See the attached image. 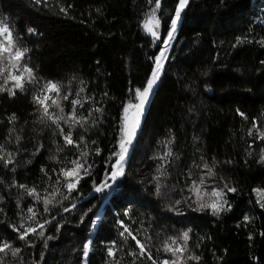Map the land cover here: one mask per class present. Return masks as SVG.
<instances>
[{
    "label": "trees",
    "instance_id": "trees-1",
    "mask_svg": "<svg viewBox=\"0 0 264 264\" xmlns=\"http://www.w3.org/2000/svg\"><path fill=\"white\" fill-rule=\"evenodd\" d=\"M47 3L0 0V17L8 18L22 46L30 49L25 59L41 82H60L62 94L71 89L70 99L86 86L83 95L94 98L77 110L89 122L72 129L75 141L84 138L93 168L69 200L45 213L43 204L19 185L36 187L44 195L63 166L58 161L74 159L79 152L64 144L54 125L39 121L33 103L37 85L26 84V90H17L14 96L0 92V145L14 157L7 167L0 162V242L21 249L15 257L10 252L0 254L4 264H110L107 248L112 241L119 249L120 264H133L127 253L138 249L131 237L126 243L121 238L119 220L147 244L158 262L170 258L162 250L164 241L187 231L188 248L200 257L188 264H264V207L257 203L254 191L264 190L260 159L264 140L257 139L255 130L248 135L253 118L264 131V0H190L130 149L125 175L104 193L93 190V180L106 179V170L115 160L109 158L118 150L123 106L136 88L145 86L177 0H161L158 43L142 31V21L153 7L148 0ZM28 28L34 33L29 34ZM62 105L65 113L71 110L68 101ZM95 107L103 112L89 116ZM237 109L248 119L239 116ZM13 114L16 120L10 123ZM62 127L67 133L68 126ZM169 139L174 156L166 166L167 175L160 176L157 194L158 157ZM204 163L215 172L206 180L209 191L225 183L236 188L226 192L227 210L218 216L196 210L189 199L193 180L204 175ZM72 203L76 207L64 212ZM29 207L37 211L39 222L51 223L44 238L29 235L23 241L12 226L25 223ZM93 220H97L94 228ZM47 236L52 239L45 246ZM89 239L85 258L83 244ZM135 264L152 262L142 258Z\"/></svg>",
    "mask_w": 264,
    "mask_h": 264
},
{
    "label": "snow or ice",
    "instance_id": "snow-or-ice-1",
    "mask_svg": "<svg viewBox=\"0 0 264 264\" xmlns=\"http://www.w3.org/2000/svg\"><path fill=\"white\" fill-rule=\"evenodd\" d=\"M36 4H40L41 0H35ZM148 3L153 5L148 13L145 15V19L142 21V28L145 33L150 34L153 38V42L161 40L160 36V19L157 16V12L161 8V0H148ZM190 0H177V5L174 10V15L170 18V26L167 31V35L162 40V49L154 58V66L152 68L149 78L146 80L145 86L143 88L130 89L133 92L132 98L129 99L122 109L121 117V127H120V137L118 140V150L114 151L109 158L115 157L114 162L111 163L110 169L106 170V179L97 182L93 180L94 191L96 193H104L106 190L111 191L113 187L117 184L120 178L125 175V164L127 162L128 153L131 145L137 135L139 130L143 113L145 111L146 104L149 101L150 95L154 90V86L157 84L164 68V63L167 59V51L171 46V42L175 39V33L178 29V25L182 19V13L185 12L186 8L189 6ZM45 6H48L47 0H44ZM69 7H71L69 5ZM61 11L66 12L64 7L60 8ZM7 17H0V92H7L10 96H14L18 91L24 92L27 85H37V88L33 94V103L36 107V111L39 114L38 118L42 124L54 125L59 131V135L63 138L64 144L66 146H73L79 152L76 158L71 159L66 162H60L63 166L60 167L56 175V180L54 183L49 185V188L44 189V195H41L37 191L36 187L29 188L26 185H19L20 188L24 189L28 196L33 197L37 203L43 204V210L45 213H49L52 207L57 205H62L65 200H69L72 197V193L78 191L80 181L87 176L91 175V170L93 164L89 163L88 157L90 152L87 149V144L84 143V138L80 137L79 142L73 139V132L76 126L84 127L89 121L88 117L77 115L78 108H83L84 103L91 102L94 98L91 96L83 95L86 92V86L79 87L75 92V98L70 99L72 96L71 89L62 94V89L64 86L60 82L56 81H43L36 75L33 67H30L27 60L25 59L27 54L30 52L28 47L22 46L21 37L15 34L13 27L7 22ZM264 23V21H262ZM34 29L28 28L27 32L29 34L34 33ZM239 42V41H238ZM83 85V81H81ZM107 95V93H105ZM63 101H68L71 104V110L65 113V109L62 105ZM103 108L95 107L89 112V116L93 113H102ZM237 113L243 119L247 120L248 117L245 113L240 112L237 109ZM16 120L15 114H13L9 122L13 123ZM95 121H93L94 123ZM63 125L68 126V132L65 133ZM255 130L257 139L264 140V131L258 126L256 118L252 120V126L248 129V135L252 136ZM10 131H14L10 130ZM16 141L19 142L20 137L17 136ZM173 140L169 139L164 142L166 151L158 157L161 164L157 167V172L159 175L155 177L157 180V194L160 192L159 179L160 176L167 175L166 166L171 162V158L174 153L170 147ZM95 143V141H92ZM83 144V149L81 145ZM42 147V145L40 146ZM252 145H249L251 148ZM40 148H37V152ZM58 151H63V149H58ZM262 154L260 159L264 161V149L261 150ZM95 154H100V149H95ZM56 160L55 156L51 157ZM0 162H3L4 166L14 163L13 153L7 151L4 145H0ZM204 175H202L198 181L193 180L189 192L191 196V202L196 205V210L199 211H210L212 215L218 216L221 212L226 211L227 201L225 200L226 192H235V187H229L227 183L223 187L212 188L210 191L206 184L208 178L215 176L213 167L209 164H203ZM48 176L45 169H41ZM56 172V169H53ZM51 180L52 177L48 176ZM51 189V190H49ZM258 195L257 203H260L261 207H264V190L254 189ZM179 203V201H177ZM76 204L72 203L71 208L64 207V212L71 211L75 208ZM92 210L89 209V212ZM27 217L25 223H21L19 226H12L13 231L18 234V239L27 241L29 235H38L41 238L45 237L46 225L51 223L50 220H44L43 223L37 220L38 213L33 207L27 209ZM84 213L83 216H86ZM125 216L129 213L126 211ZM83 216L81 217V222H83ZM54 220L55 217H52ZM99 218H97L98 220ZM97 220L92 221L93 228L97 224ZM28 222H32L31 224ZM121 226L123 231L120 232L121 238L127 242L128 237H131L135 241L138 251L132 250L127 254L132 256L133 264H135L136 259L146 258L150 260L152 264H188V261L200 260V257L193 254L188 248V241L190 239L189 233L186 231L182 233L179 238L169 237L165 240L162 245V250L165 253L170 254L169 259H164L162 261H157L153 259L150 249L147 248L146 243H142L141 240L137 239L136 235H133L129 227L124 223L123 220L117 221ZM35 224V226H32ZM62 227L57 226V231ZM127 233V236L125 235ZM264 235V233H262ZM251 238V237H249ZM52 239L51 236L45 238V246H47V240ZM150 239V238H149ZM91 239L87 240L83 244V256L88 257ZM111 246L107 248V255L110 258V264H120V261L116 258L119 249L116 247V242H110ZM21 249L13 248L9 242H0V254L7 256L9 252L13 257L20 253ZM0 264H4V259L0 256Z\"/></svg>",
    "mask_w": 264,
    "mask_h": 264
},
{
    "label": "rangeland",
    "instance_id": "rangeland-1",
    "mask_svg": "<svg viewBox=\"0 0 264 264\" xmlns=\"http://www.w3.org/2000/svg\"><path fill=\"white\" fill-rule=\"evenodd\" d=\"M144 19H145V18H144ZM179 24H180V23H179ZM178 26H179V25H178ZM142 31L145 33V31L143 30V28H142ZM159 32H160V34H161L160 29H159ZM176 32H177V31H176ZM145 34L148 35V36H150V37L152 38V36H151L150 34H147V33H145ZM160 36H161V35H160ZM175 36H176V33H175ZM152 39H153V38H152ZM173 41H174V40H173ZM173 41L171 42V45H172ZM158 42H160V40L156 41V43H158ZM162 47H163V45L161 44V49H162ZM170 47H171V46H170ZM161 49H160V51H161ZM169 50H170V48H169L168 51H167V56H168V52H169ZM160 51L158 52L157 55H159ZM161 75H162V74H161ZM160 78H161V76H160ZM160 78H159L157 84L154 86V90H153V92L155 91V89H156V87H157V85H158V83H159V81H160ZM153 92H152V94H153ZM152 94L150 95V98H151ZM150 98H149V100H150ZM148 103H149V101H148ZM148 103L146 104L145 111H144V113H143V117H144V114H145V112H146V109H147ZM121 117H122V114H121ZM143 117H142V119H143ZM141 122H142V120H141ZM138 131H139V130H138ZM137 134H138V132H137ZM136 136H137V135H136ZM135 139H136V137H135ZM135 139H134V141H135ZM134 141H133V144H134ZM133 144H132V145H133ZM132 145H131V147H132ZM131 147H130V149H131ZM129 153H130V150H129ZM129 153H128V155H129ZM127 158H128V157H127ZM125 165H126V164H125Z\"/></svg>",
    "mask_w": 264,
    "mask_h": 264
}]
</instances>
